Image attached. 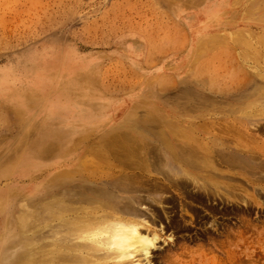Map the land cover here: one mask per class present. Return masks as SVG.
I'll use <instances>...</instances> for the list:
<instances>
[{
  "label": "rangeland",
  "instance_id": "374dc122",
  "mask_svg": "<svg viewBox=\"0 0 264 264\" xmlns=\"http://www.w3.org/2000/svg\"><path fill=\"white\" fill-rule=\"evenodd\" d=\"M263 53L264 0H0V264L83 242L59 232L67 226L47 204L61 198L73 216L93 209V199L75 200V173L67 181L57 174L99 159L90 150L104 133L144 138L171 168L158 131L196 125L222 148L234 146L231 129L264 122ZM41 130L50 147L31 148ZM237 195L186 206L178 197L143 199L137 206L145 204L143 217L161 235L151 262L264 264V190L247 203ZM30 209L24 228L18 214Z\"/></svg>",
  "mask_w": 264,
  "mask_h": 264
},
{
  "label": "bare ground",
  "instance_id": "6f19581e",
  "mask_svg": "<svg viewBox=\"0 0 264 264\" xmlns=\"http://www.w3.org/2000/svg\"><path fill=\"white\" fill-rule=\"evenodd\" d=\"M253 68L255 74L263 76L258 65ZM261 85L263 84L257 83L256 86ZM67 106L69 105L65 107ZM259 111L264 113V109L260 108ZM257 122L258 125L254 129H231L232 134L229 131L228 135L231 136L227 139L234 142V146L226 145L222 148H216L212 140L197 134L193 130L196 125H187L191 130L173 128L169 130L171 133L169 136L163 131L156 132L155 136L161 140L162 149L167 152L172 164L177 166L176 170L172 169L173 165L171 168H165L166 164L159 155L158 148L145 142L144 138L123 131L104 133L100 136V140L92 144L90 150L95 155L98 154L99 159L86 160L79 164L78 170L63 169L57 174V177L59 176L57 180L64 178V181H67L66 178H72V174L75 173L74 175L78 177L77 182L82 184V189L78 188L79 196L75 200L85 201L91 198L94 203L93 209L88 207L85 216H73L74 210L70 209L61 198L54 204L52 202L47 204L50 218H58L61 226H67L59 232H74L83 242L59 244V248L46 253L45 259H41L34 250L29 249L24 255L11 259V264H153L150 256L161 235L157 229L147 224V220L143 217L146 214L145 204L141 207L137 205L142 203L143 199L164 205V202H173L177 197L183 206L190 205L191 201L206 205L207 200H215L217 195L227 196L229 199V197H239L238 193L240 199L247 203L249 195L264 190L262 176L264 140L261 138L264 137V122H260L259 119ZM49 135L48 130L38 131L29 141V146L39 148L40 143H45V148H49ZM51 146L56 147V144L53 142ZM27 150L32 154L31 151L35 149ZM216 156L219 157L217 161H215ZM152 169L157 172H152ZM172 170L173 173H170ZM3 204L4 200L0 201V208ZM104 209L110 211L105 213ZM209 209L211 213L215 212L212 205ZM99 211L104 212L99 216L93 214ZM35 213L30 209L18 214V220L24 228H28L27 225ZM213 220L215 221V218ZM141 226L145 229H141ZM211 227H215V223H211ZM4 253L3 255L9 252ZM9 255H6L7 259ZM135 256H138V263H133ZM198 264L207 263L200 260Z\"/></svg>",
  "mask_w": 264,
  "mask_h": 264
}]
</instances>
